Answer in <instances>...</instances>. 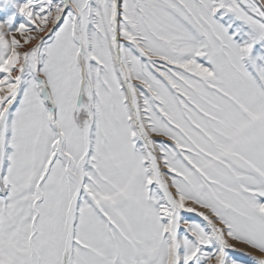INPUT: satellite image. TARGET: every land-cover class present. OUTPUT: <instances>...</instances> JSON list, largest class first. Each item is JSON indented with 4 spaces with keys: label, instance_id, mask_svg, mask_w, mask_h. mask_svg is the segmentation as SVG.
Listing matches in <instances>:
<instances>
[{
    "label": "snow or ice",
    "instance_id": "obj_1",
    "mask_svg": "<svg viewBox=\"0 0 264 264\" xmlns=\"http://www.w3.org/2000/svg\"><path fill=\"white\" fill-rule=\"evenodd\" d=\"M0 264H264V0H0Z\"/></svg>",
    "mask_w": 264,
    "mask_h": 264
}]
</instances>
